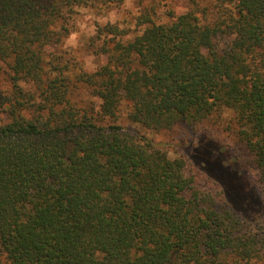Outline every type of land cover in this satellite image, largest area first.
Instances as JSON below:
<instances>
[{
  "label": "trees",
  "instance_id": "1",
  "mask_svg": "<svg viewBox=\"0 0 264 264\" xmlns=\"http://www.w3.org/2000/svg\"><path fill=\"white\" fill-rule=\"evenodd\" d=\"M100 1L0 0V264H264V0H137L133 35L96 24L91 71L65 42Z\"/></svg>",
  "mask_w": 264,
  "mask_h": 264
},
{
  "label": "rangeland",
  "instance_id": "2",
  "mask_svg": "<svg viewBox=\"0 0 264 264\" xmlns=\"http://www.w3.org/2000/svg\"><path fill=\"white\" fill-rule=\"evenodd\" d=\"M151 2L152 0H147ZM159 4V11H167L169 9H175L177 12H181L186 9L187 0H161ZM166 3V4H165ZM141 8L137 3V0H125L123 3L118 0H101L96 8H84L80 15L77 17L76 29L66 38L65 47L79 57L84 63L87 69L95 70L100 62L103 63L104 59H99L97 53H95L94 48L88 49L86 47V42L89 41L90 37L96 32V24L101 23L102 25L113 22L118 23L120 27L129 30V34L125 37L133 35V30L135 27L134 17L137 13H140ZM161 20L165 21L168 18L165 17L163 12H160ZM103 42V40H102ZM78 99L89 102L95 99L94 97L86 94L85 89L77 91ZM128 106L127 103L122 105L120 110V119L124 126L131 128L140 132L141 134L147 135L149 138L154 139L156 142H172L174 140H191L194 145L197 143V136L199 133L197 129H193L184 125L183 123H178L173 130H152L142 126L141 124L132 122L128 118ZM2 115V109L0 107V116ZM231 117V111L224 110L221 113H216L207 122L212 130V134L215 135L218 142L224 146L227 150L230 163L238 159L237 154L241 158L246 156V152L243 153L242 147L235 141V138L227 129V123ZM197 139V140H196ZM188 143V142H187ZM169 152L172 156L176 155V151L172 146L168 147ZM237 157V158H236ZM252 183L255 184L254 176L256 174L254 168L251 166L249 168ZM204 187L208 185L202 183ZM262 206L258 207V210H262ZM264 211V208H263ZM262 264V262L256 263Z\"/></svg>",
  "mask_w": 264,
  "mask_h": 264
}]
</instances>
